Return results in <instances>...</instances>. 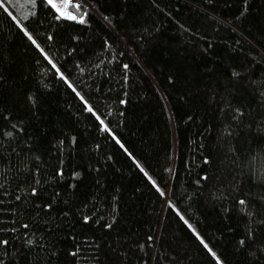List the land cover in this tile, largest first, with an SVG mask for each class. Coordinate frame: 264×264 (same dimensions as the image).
Masks as SVG:
<instances>
[{
	"label": "trees",
	"instance_id": "16d2710c",
	"mask_svg": "<svg viewBox=\"0 0 264 264\" xmlns=\"http://www.w3.org/2000/svg\"><path fill=\"white\" fill-rule=\"evenodd\" d=\"M0 0V264H264V0Z\"/></svg>",
	"mask_w": 264,
	"mask_h": 264
},
{
	"label": "rangeland",
	"instance_id": "374dc122",
	"mask_svg": "<svg viewBox=\"0 0 264 264\" xmlns=\"http://www.w3.org/2000/svg\"><path fill=\"white\" fill-rule=\"evenodd\" d=\"M46 2L57 12L58 15L72 20H80L74 9L68 6V0H46Z\"/></svg>",
	"mask_w": 264,
	"mask_h": 264
}]
</instances>
